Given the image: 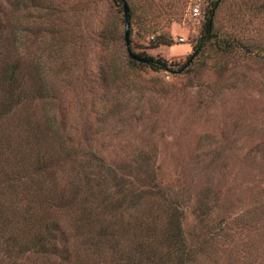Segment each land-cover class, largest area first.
Wrapping results in <instances>:
<instances>
[{
    "label": "rangeland",
    "instance_id": "rangeland-1",
    "mask_svg": "<svg viewBox=\"0 0 264 264\" xmlns=\"http://www.w3.org/2000/svg\"><path fill=\"white\" fill-rule=\"evenodd\" d=\"M214 1L222 47L196 53ZM125 2L132 51L168 70L128 62L122 1L0 0L30 92L58 97L18 116L62 109L74 144L113 167L150 157L183 202L189 264H264V0Z\"/></svg>",
    "mask_w": 264,
    "mask_h": 264
},
{
    "label": "trees",
    "instance_id": "trees-1",
    "mask_svg": "<svg viewBox=\"0 0 264 264\" xmlns=\"http://www.w3.org/2000/svg\"><path fill=\"white\" fill-rule=\"evenodd\" d=\"M218 7V1L209 5L196 53L203 46H220L212 41ZM1 15L0 264L193 262L198 252L186 237L183 202L157 180L150 157L113 167L86 143L74 144V126L62 109L44 111L39 120L26 112L18 116L28 99L53 103L58 97L43 94V87L30 92L26 65L12 42L11 16ZM160 44L166 42L154 41L151 47ZM138 55L149 62L130 56L128 62L170 67L163 58ZM39 81L46 83L42 77Z\"/></svg>",
    "mask_w": 264,
    "mask_h": 264
},
{
    "label": "water",
    "instance_id": "water-1",
    "mask_svg": "<svg viewBox=\"0 0 264 264\" xmlns=\"http://www.w3.org/2000/svg\"><path fill=\"white\" fill-rule=\"evenodd\" d=\"M123 12H124V19H125L124 39L126 43L127 53L132 59L138 62L147 63L149 62L147 58L139 56L138 54L134 53L131 49V43H130V38H129L130 12H129V7L126 2L123 3Z\"/></svg>",
    "mask_w": 264,
    "mask_h": 264
},
{
    "label": "built area",
    "instance_id": "built-area-1",
    "mask_svg": "<svg viewBox=\"0 0 264 264\" xmlns=\"http://www.w3.org/2000/svg\"><path fill=\"white\" fill-rule=\"evenodd\" d=\"M194 12H198V9L197 8H194Z\"/></svg>",
    "mask_w": 264,
    "mask_h": 264
}]
</instances>
